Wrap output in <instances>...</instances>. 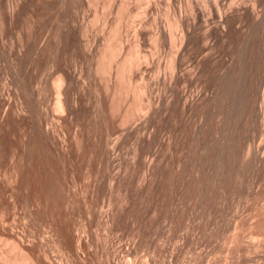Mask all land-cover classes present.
<instances>
[{
    "label": "rangeland",
    "instance_id": "1",
    "mask_svg": "<svg viewBox=\"0 0 264 264\" xmlns=\"http://www.w3.org/2000/svg\"><path fill=\"white\" fill-rule=\"evenodd\" d=\"M9 1L0 0V256L14 259L23 247L37 264L65 255L68 264H124L126 258L129 264H264V163L258 160L264 155L263 119L251 121L235 109L224 122L211 112L192 124L169 103L165 115L161 109L162 77L173 52L174 0H159L160 8H149L144 16L150 22L157 14L165 42H152L145 24L146 40L139 46L133 27L142 16L134 14L146 0L122 8L128 20L119 24L116 5L110 14L106 0ZM257 9L264 25V3ZM105 19H111V52L120 37L129 39L124 63L118 57L121 72L111 70V79L107 62L94 56L109 32ZM137 52L150 63L130 67ZM56 92L63 94L58 107L66 115L53 105ZM248 146L254 154L246 153ZM44 250L51 262L43 259Z\"/></svg>",
    "mask_w": 264,
    "mask_h": 264
},
{
    "label": "bare ground",
    "instance_id": "2",
    "mask_svg": "<svg viewBox=\"0 0 264 264\" xmlns=\"http://www.w3.org/2000/svg\"><path fill=\"white\" fill-rule=\"evenodd\" d=\"M9 1V0H8ZM21 1V0H19ZM53 1V0H52ZM54 1H59V0H54ZM109 4V13L111 14V5L114 7L116 5V16L115 17L117 20L114 21L115 24H119L122 23V21L126 22L128 20V18H125V11H127L128 9V5L131 3L132 1H139L142 3L143 0H117L114 3H111L112 1L115 0H106ZM145 1V0H144ZM159 0H146V5L143 9H141V11H139L138 13H135L134 16H142L141 20H139V22L136 24H134L133 27V32H134V37L133 38L134 42L136 40V45L138 44H143V42H145L146 38L145 36L142 34L143 33V27L145 28V24L149 25V35L148 36L149 39H153L155 43L160 41L161 42H165V33L163 31V28H161V25H159V21L157 22V14H155L156 16L153 15V17L151 18L150 22H147L146 20H144V16H146L147 14V10L149 8H156L158 7L157 4ZM167 1V0H166ZM10 2V1H9ZM8 2V4H9ZM13 2V1H12ZM11 2V3H12ZM22 2V1H21ZM66 2V1H65ZM94 2V1H93ZM97 2V1H96ZM95 2V4H96ZM161 2V1H160ZM170 2V0H169ZM40 3V2H39ZM103 4H105V1L103 0L102 2ZM262 3H264V0H174L172 8H173V13H174V22H173V27H174V35L171 36V34H173L172 32V28L171 30L168 32L169 40L171 39L170 44H172L173 46V52L172 55L170 57V60L166 66L167 68H165L168 70V73L165 72V74L162 77V74H158L157 75V79H161L162 77V83L164 85V94H166L165 90L169 89L170 90V98L167 100L168 97H161V93H160V103H161V109L165 115V113H167V109H168V103L171 105L172 111L175 113V115H177L180 119H186L187 121H189L190 123L192 122V124H194V119H198L199 122H202V120H206L207 118H209L208 116L210 115L211 112L217 113L220 121H226L231 117V114H234L233 111L239 110L240 113L242 115H244V117L247 119L249 118L251 121H256L258 120V118H262L264 121V107H262V101L264 100V25L261 24L260 21V16L259 15V11L257 9V7ZM13 4V5H12ZM11 4L12 8L14 7V5H16L14 2ZM18 4V2H17ZM92 4V3H90ZM160 4V3H159ZM171 4V3H170ZM169 4V5H170ZM99 5V4H98ZM139 5V4H138ZM168 5V6H169ZM200 5V7H199ZM94 6V5H93ZM105 6V5H104ZM10 7V6H9ZM107 7V6H106ZM105 7V8H106ZM11 8V7H10ZM9 8V10L11 11V9ZM104 8V9H105ZM124 9L125 11L122 12L121 9ZM160 8V7H158ZM15 8L12 9V11ZM16 9H17V5H16ZM99 9V8H98ZM169 9V8H168ZM84 10V8H83ZM158 10V9H156ZM8 11V10H7ZM9 11V14L11 13ZM105 11V10H104ZM138 11V10H137ZM261 11V9H260ZM16 12V10H15ZM85 12V10H84ZM83 12V13H84ZM153 12V11H152ZM108 13V15H110ZM158 13V12H157ZM13 14V13H12ZM130 14V12H129ZM14 15V14H13ZM95 15V14H94ZM151 15V14H150ZM159 15V14H158ZM166 15V14H165ZM170 15V13H169ZM11 16V14H10ZM84 16V14L82 15ZM97 16V13L96 15ZM139 16V18H140ZM2 17V16H1ZM79 17V16H78ZM85 17V16H84ZM83 17V18H84ZM107 17V16H106ZM111 17V16H110ZM264 17V16H263ZM82 18V19H83ZM96 18V17H95ZM94 18V20H95ZM109 18V16L107 17ZM131 18V17H130ZM138 18V17H137ZM138 18V19H139ZM149 18V17H148ZM86 19V18H85ZM85 19H83L85 21ZM68 20V19H67ZM114 20V19H113ZM136 20V19H135ZM2 21V20H1ZM90 21V19H89ZM133 21V20H132ZM145 21V22H144ZM168 21V20H167ZM3 22V21H2ZM82 22V21H81ZM117 22V23H116ZM129 22V21H128ZM161 23V22H160ZM1 24V23H0ZM11 24V22H10ZM83 24V23H82ZM81 24V25H82ZM172 24V23H171ZM4 27L5 24L3 23ZM170 25V24H169ZM168 25V26H169ZM2 26V25H1ZM11 26V25H10ZM93 26V25H92ZM105 26L106 28H109V32L108 35L101 37V42L100 45L102 46L99 51L97 50V53L94 54L95 59L98 63H105L107 62L106 70L105 72H108L110 75V79L111 77V70L115 71L117 73V76L120 74L119 72H121L120 68L123 67V65H121L122 67H120L119 65L122 64L120 63L121 61H118V57L121 56V54H123V50L124 47L126 46V44L129 43V39H126L120 37L117 40V44L118 47L116 49L115 52H111V19H105ZM104 26V27H105ZM120 26V25H119ZM172 26V25H170ZM3 27V26H2ZM89 25L87 26L88 29ZM123 27V26H122ZM69 28V26H68ZM107 28V29H108ZM165 28V27H164ZM93 29V28H92ZM118 29V28H117ZM128 29V28H127ZM132 29V28H131ZM166 29V28H165ZM164 29V30H165ZM147 30V29H146ZM167 30V29H166ZM165 30V32H167ZM3 31V30H1ZM87 31V30H86ZM89 32V30H88ZM87 32V33H88ZM92 32V31H91ZM94 32V31H93ZM104 32V31H103ZM102 32V34H103ZM20 33V32H18ZM90 33V32H89ZM97 33V32H96ZM95 33V34H96ZM48 34V33H47ZM105 34V33H104ZM167 34V33H166ZM2 35V32H1ZM21 36V34H19ZM89 35V34H86ZM98 35V34H97ZM10 37V36H9ZM82 37L84 38V36L82 35ZM89 37V36H88ZM95 37H97L95 35ZM19 39V37H17ZM87 38V37H86ZM85 38V39H86ZM12 39V38H11ZM16 39V38H15ZM23 39V38H22ZM55 39V38H54ZM3 40V39H2ZM21 40V39H20ZM40 40V39H39ZM90 40V38H89ZM103 40V41H102ZM116 40V39H115ZM152 40V42H153ZM7 41V40H5ZM14 41V40H13ZM19 41V40H18ZM61 41V40H60ZM96 41V38L95 40ZM12 42V41H11ZM20 42V41H19ZM89 42V41H88ZM91 42V41H90ZM6 43V42H5ZM21 43V42H20ZM23 43V42H22ZM36 43V42H35ZM40 43V42H39ZM96 43V42H94ZM133 43V42H132ZM8 44V43H7ZM88 44V43H87ZM135 44V43H134ZM159 44V46H160ZM19 45V44H18ZM24 45V43H23ZM45 45V44H44ZM86 45V43H85ZM9 46V45H8ZM11 46V45H10ZM15 46V44L13 45V47ZM43 46V45H42ZM41 46V47H42ZM94 46V44L92 45ZM139 46V45H138ZM158 46V44H157ZM89 47V46H88ZM91 47V46H90ZM100 47V46H99ZM98 47V48H99ZM149 47V46H148ZM161 47V46H160ZM164 47V46H163ZM12 48V46L10 47ZM21 48V47H20ZM86 48V47H85ZM2 49V48H1ZM5 49V48H4ZM14 49V48H13ZM40 49V48H39ZM92 49V47H91ZM114 49V48H113ZM138 49V48H136ZM159 49V48H158ZM165 49V48H164ZM20 51V49H18ZM24 50V49H23ZM87 50V49H86ZM160 50H162L160 48ZM166 50V49H165ZM39 51V50H38ZM77 51V50H76ZM96 51V50H95ZM136 51V50H135ZM141 51V50H140ZM158 51V50H157ZM12 52V50H11ZM112 53V56H111ZM130 53V52H129ZM141 53V52H140ZM152 53V52H151ZM164 53V52H163ZM21 54V51H20ZM168 54V53H167ZM171 54V53H170ZM136 55H139L138 52L136 53ZM153 56V55H152ZM119 57V58H120ZM149 56L147 55H142V56H136L134 61H131L132 63H130V67L133 66H142L141 63L146 64L147 61L150 63ZM167 57V56H166ZM93 58V57H92ZM120 58V59H121ZM126 58V56H125ZM134 58V57H133ZM153 58V57H152ZM122 58V62H123ZM169 59V58H168ZM154 60V58H153ZM152 60V62H154ZM161 61V60H160ZM130 62V61H129ZM54 63V62H53ZM124 63V62H123ZM148 63V65H150ZM159 63V62H158ZM88 64V63H87ZM152 64V63H151ZM155 64V63H154ZM128 65V64H127ZM158 65V64H157ZM54 66V65H53ZM75 66V65H73ZM100 66V65H99ZM98 66V68H99ZM105 66V65H104ZM147 66V65H146ZM160 66V65H158ZM157 66V69L159 68ZM77 67V66H76ZM81 67V66H80ZM120 67V68H119ZM152 67V65H151ZM156 67V66H155ZM161 67V66H160ZM97 68V67H96ZM103 68V67H102ZM119 68V69H118ZM138 68V67H137ZM142 68V67H141ZM77 69V68H76ZM132 68H130L129 70H131ZM134 69V68H133ZM53 70V69H52ZM75 70V69H74ZM162 70V69H161ZM81 71V70H80ZM91 71V70H90ZM89 71V72H90ZM103 71V70H102ZM125 71V70H124ZM133 71V70H132ZM146 71V70H145ZM46 72V71H45ZM100 72V69L99 71ZM96 72V73H97ZM114 72V74L116 75V73ZM129 72V71H128ZM131 72V71H130ZM157 72H160V68ZM3 73V72H2ZM50 73V72H49ZM88 73V72H87ZM94 73V72H93ZM133 73V72H132ZM161 73V72H160ZM62 75V73H60ZM59 74V75H60ZM103 74V73H102ZM113 74V75H114ZM130 74V73H129ZM156 74V73H155ZM75 75V74H74ZM81 75V73H80ZM78 75V76H80ZM89 75V74H88ZM105 75V73L103 74ZM102 75V76H103ZM114 75V76H115ZM126 75V74H125ZM132 75V74H130ZM98 76V75H97ZM101 76V75H100ZM117 76H115L117 78ZM150 76V75H149ZM59 78V76H57ZM82 78V76H80ZM79 77V78H80ZM105 77V76H104ZM133 78V76H131ZM152 77V74H151ZM63 78V75H62ZM65 78V77H64ZM102 78V77H101ZM123 78V77H122ZM130 78V76H129ZM6 79V78H5ZM55 78H53L54 80ZM61 79V77L59 78ZM68 85L71 82V77L67 76L66 77ZM84 79V78H83ZM82 79V80H83ZM92 79V77H91ZM154 79V78H153ZM156 79V78H155ZM52 80V82H54ZM57 80V79H56ZM108 80V79H106ZM85 81V80H84ZM101 81V80H100ZM153 81V80H152ZM160 81V80H159ZM66 82V81H65ZM64 82V83H65ZM87 82V81H86ZM85 82V83H86ZM107 82V81H106ZM47 83V82H46ZM58 85L62 84V80L57 82H54ZM103 83V82H102ZM160 82H158L159 84ZM55 84V85H56ZM82 84V83H81ZM137 84V83H136ZM141 84V83H140ZM155 84V82H154ZM54 85V86H55ZM56 85V86H57ZM153 85V84H152ZM156 85V84H155ZM37 86V85H36ZM62 86V85H61ZM63 86H65V84H63ZM70 86V85H69ZM81 86V85H80ZM131 86V85H130ZM129 86V87H130ZM147 86V84L145 85ZM151 86V85H150ZM162 86V85H161ZM60 87V85H59ZM83 87V86H82ZM107 87V86H106ZM144 87V86H143ZM148 87V86H147ZM152 87V86H151ZM155 86H153L154 88ZM163 87V86H162ZM58 89V93L62 92L63 87H61V90H59L60 88L56 87ZM111 88V87H110ZM151 88V89H153ZM84 89V88H83ZM148 89V88H146ZM44 90V89H43ZM56 91V89H54ZM96 90V89H95ZM159 90V88H158ZM162 90V89H161ZM263 92H262V91ZM27 91V90H26ZM51 91V90H50ZM110 91V89H109ZM116 91V90H115ZM144 91V90H143ZM167 91V90H166ZM260 91L263 93V96L261 95ZM85 92V91H84ZM106 92V91H105ZM142 92V91H140ZM152 92V90H151ZM162 92V91H161ZM9 93V92H8ZM53 93V91H52ZM107 93V92H106ZM150 93V91H149ZM154 93V92H153ZM143 94V93H142ZM146 94V93H144ZM151 94V93H150ZM149 94V96H150ZM9 95V94H8ZM60 95V94H59ZM57 95L56 92V107H58L61 103H64L63 101H61L63 98V94H61L60 96ZM130 95V94H129ZM135 95V94H134ZM140 95V94H139ZM147 95V94H146ZM263 97V99L261 98V96ZM57 96H59L58 98L60 100L57 99ZM77 96V94H76ZM96 96V95H95ZM137 96V95H136ZM141 96V95H140ZM159 96V94H158ZM19 97V96H18ZM130 97V96H129ZM152 95L150 96L151 99ZM100 98V96H99ZM147 98V97H146ZM144 99V98H143ZM149 99V103L152 104V102H150ZM58 100V101H57ZM140 99H138L139 101ZM11 101V100H10ZM41 101V100H40ZM51 101V100H50ZM61 101V103H59ZM76 101V100H75ZM152 101V100H151ZM143 102V101H142ZM141 102V103H142ZM155 102V101H154ZM77 103V102H76ZM102 103V102H101ZM144 103V102H143ZM159 103V102H158ZM264 103V102H263ZM51 104V103H50ZM149 104V108H151ZM40 105V104H39ZM64 105V104H62ZM89 105V104H88ZM130 105V104H129ZM132 105V104H131ZM137 105V104H136ZM21 106V105H20ZM51 106V105H50ZM61 106V105H60ZM100 106V105H99ZM142 106V105H140ZM146 106V104L144 105ZM158 106V105H157ZM156 106V107H157ZM54 107V106H53ZM102 107V106H101ZM148 107V106H147ZM155 107V108H156ZM60 108V107H58ZM62 108V109H61ZM60 109L62 110L61 112H63L65 115L66 113L65 108L61 107ZM64 108V109H63ZM36 109V108H35ZM55 109V108H54ZM69 109V108H68ZM145 109V108H144ZM31 110V109H30ZM64 110V111H63ZM146 110V111H147ZM48 111V110H47ZM145 111V113H146ZM54 111H52L53 113ZM55 112L57 113V111L55 110ZM58 112H60L58 110ZM105 112V111H104ZM139 112V111H138ZM143 112V111H141ZM148 112H150L148 110ZM147 112V113H148ZM152 112V111H151ZM47 113V112H46ZM45 113V114H46ZM49 113V112H48ZM47 113V114H48ZM62 113V114H63ZM140 113V112H139ZM144 113V114H145ZM145 114V116H147L148 114ZM58 114V113H57ZM63 114V115H64ZM105 114V113H104ZM53 115V114H52ZM136 115V114H135ZM36 116V115H35ZM132 116V115H131ZM134 116V115H133ZM144 116V115H143ZM239 116V114H238ZM240 117V116H239ZM48 118V117H47ZM72 118V117H71ZM126 118V117H125ZM218 118V119H219ZM53 119V118H52ZM145 119V118H143ZM239 119V118H238ZM231 120V119H230ZM237 120V119H236ZM47 121V120H46ZM53 121V120H52ZM144 121V120H143ZM197 121V122H198ZM219 121V120H218ZM219 121V122H220ZM240 121V120H238ZM236 121V122H238ZM262 121V120H261ZM127 122V121H126ZM146 122V121H145ZM196 122V120H195ZM196 122V123H197ZM198 122V123H199ZM241 122V121H240ZM239 122V123H240ZM59 123V122H58ZM195 123V124H196ZM204 123V122H203ZM206 123V122H205ZM230 123V122H229ZM249 123V122H248ZM261 123V122H260ZM40 124V123H39ZM137 124V123H136ZM139 124V123H138ZM147 123H145L146 125ZM200 124V123H199ZM207 124V123H206ZM238 124V123H237ZM264 124V123H263ZM127 125V124H126ZM198 125V124H197ZM243 125V123H242ZM245 125V124H244ZM252 125V124H251ZM257 125V124H256ZM261 125V124H260ZM49 126V125H48ZM253 126V125H252ZM264 127V125H261V127ZM57 127V125H56ZM77 127V126H76ZM136 127V126H134ZM153 127V126H152ZM236 128V127H235ZM108 129V128H107ZM225 129V128H224ZM243 129V127H242ZM56 130V129H55ZM200 130V127H199ZM198 130V131H199ZM216 130V129H215ZM138 131V130H137ZM237 131V130H236ZM260 131V130H259ZM54 132V131H53ZM75 132V131H74ZM139 132V131H138ZM244 132V131H243ZM262 132V131H261ZM77 133V132H76ZM145 133V132H144ZM125 134V133H124ZM123 134V135H124ZM224 134V133H223ZM77 134H75L76 136ZM119 135V134H118ZM117 135V136H118ZM150 135V132H149ZM27 136V135H26ZM111 136V134H110ZM145 136V135H144ZM122 137V136H121ZM172 137V136H171ZM229 137V136H228ZM96 138V137H95ZM170 138V137H169ZM196 138V137H195ZM79 139V138H78ZM108 139V138H107ZM150 139V137H149ZM165 139V138H164ZM163 139V140H164ZM223 139V138H222ZM169 140V139H168ZM62 141V140H61ZM120 141V140H119ZM77 142V140H76ZM176 142V141H175ZM174 142V143H175ZM200 142V141H199ZM227 142V141H226ZM238 142V141H237ZM236 142V143H237ZM65 143V142H64ZM109 143V142H108ZM192 143V142H191ZM103 144V143H102ZM115 144V143H114ZM260 144V143H259ZM55 145V144H54ZM134 145V144H133ZM156 145V144H155ZM170 145V143H169ZM168 145V146H169ZM201 145V144H200ZM199 145V146H200ZM227 145V144H226ZM253 145V144H252ZM255 145V144H254ZM197 146V145H196ZM213 146V145H212ZM234 146V145H233ZM258 145V149H259ZM67 147V146H66ZM112 147V146H110ZM206 147V146H205ZM256 147V146H255ZM254 147V148H255ZM211 148V147H210ZM253 148V149H254ZM112 149V148H111ZM169 149V148H168ZM204 149V148H203ZM238 149V148H237ZM252 149L250 146H248L246 153L248 154H252L250 153V150ZM110 150V148H109ZM137 150V149H136ZM156 150V149H155ZM201 150V149H200ZM228 150V149H227ZM250 150V151H249ZM202 151V150H201ZM200 151V152H201ZM224 151V150H223ZM226 151V150H225ZM231 151V150H230ZM248 151V152H247ZM264 151V150H263ZM260 152V151H258ZM135 153V152H134ZM192 153V152H191ZM219 153V152H218ZM228 153V152H227ZM257 153V152H256ZM264 153V152H263ZM224 154V153H223ZM237 154V153H236ZM254 154V153H253ZM148 155V154H147ZM226 156V155H225ZM224 156V157H225ZM236 156V155H235ZM256 156V155H255ZM149 157V156H148ZM217 157V156H216ZM152 158V157H151ZM155 157H153L154 159ZM254 158V157H253ZM152 159V160H153ZM161 159V158H160ZM102 160V159H101ZM109 160V159H108ZM234 160V159H233ZM254 160V159H253ZM259 163L260 161L264 163V155H259L258 157ZM145 161V159H144ZM151 161V160H150ZM225 161V160H223ZM109 162V161H108ZM152 162V161H151ZM150 162V164H151ZM220 163V161H219ZM223 163V162H222ZM110 164V163H109ZM221 164V163H220ZM180 166V165H179ZM221 166V165H220ZM149 167V166H148ZM220 168V167H219ZM223 168H224V164H223ZM222 168V169H223ZM221 169V168H220ZM210 171V170H209ZM221 171V170H220ZM117 172V170H116ZM205 172V171H204ZM74 174V173H73ZM109 178V177H108ZM97 179V178H96ZM110 179V178H109ZM108 179V180H109ZM84 181V180H83ZM111 181V180H109ZM110 183V182H109ZM110 186V184H109ZM108 186V187H109ZM111 187V186H110ZM109 187V188H110ZM31 210V209H30ZM98 210V208H97ZM102 211V209H101ZM261 212V211H260ZM103 213V212H101ZM229 213V212H228ZM89 214V213H88ZM91 214V213H90ZM89 214V216H91ZM95 214V213H94ZM102 216V214H101ZM100 216V217H101ZM231 217V216H230ZM103 218V217H102ZM90 219V218H89ZM228 219V218H227ZM81 220V219H80ZM102 220V219H101ZM230 220V219H229ZM83 221V220H81ZM228 221V220H227ZM226 221V223H227ZM99 222V219H98ZM44 223V222H43ZM100 223V222H99ZM230 223V222H229ZM239 223V222H238ZM85 224V223H84ZM86 225V224H85ZM84 225V226H85ZM236 224H234L235 226ZM47 226V225H46ZM73 226V225H72ZM92 227V226H91ZM257 227V226H256ZM83 228V227H82ZM97 231L99 230L98 227ZM95 228V229H96ZM234 228V227H233ZM237 228V227H235ZM234 228V230H235ZM46 229V228H45ZM84 229V228H83ZM87 229V227H86ZM94 229V230H95ZM51 230V229H49ZM54 230V229H52ZM51 230V231H52ZM81 230V229H80ZM88 230V229H87ZM233 230V231H234ZM39 231V230H38ZM47 231V230H46ZM78 231V230H77ZM86 232V231H85ZM90 232V231H89ZM235 232V231H234ZM44 233V232H43ZM42 233V234H43ZM49 233V232H48ZM99 233V232H97ZM233 233V232H232ZM236 233V232H235ZM32 234V233H31ZM45 234V233H44ZM54 235V233H51ZM50 234V236H51ZM79 234V231L78 233ZM84 234V233H83ZM86 234V233H85ZM76 235V234H75ZM99 234H97L98 236ZM40 236V234H39ZM49 236V235H48ZM78 236V235H77ZM89 236V233H88ZM87 236V238H88ZM96 236V237H97ZM237 236V235H236ZM234 237V234H233ZM232 237V238H233ZM263 237V236H262ZM35 238V236H34ZM43 238V237H42ZM46 238V237H45ZM49 238V237H48ZM85 238V237H84ZM235 238V237H234ZM232 239L235 240V239ZM255 238V237H254ZM261 238V237H260ZM259 238V239H260ZM54 239V238H53ZM75 239V238H74ZM77 239V238H76ZM82 239V238H81ZM80 239V240H81ZM89 239H87V241L89 242ZM95 239V238H94ZM50 240V238H49ZM78 240V239H77ZM98 240V238H97ZM257 239L255 238L254 241H256ZM261 240V239H260ZM259 240V241H260ZM43 241V240H42ZM53 241V240H52ZM264 241V240H263ZM40 242V241H39ZM45 242V241H44ZM37 243V240H36ZM46 243V242H45ZM58 243V241H57ZM56 243V244H57ZM81 241L79 242L80 245ZM98 243V242H97ZM236 243V241H235ZM255 243V242H254ZM256 243H258L256 241ZM43 244V243H42ZM55 244V243H54ZM59 244V243H58ZM231 244V243H230ZM229 244V245H230ZM253 244V243H251ZM78 245V244H77ZM78 245V246H79ZM98 245V244H97ZM108 245V244H107ZM254 245V244H253ZM256 245V244H255ZM259 245L260 242H259ZM258 245V246H259ZM27 246V245H26ZM45 246V245H44ZM62 246V245H61ZM81 246V245H80ZM92 246V244H91ZM232 246V245H230ZM21 247V245H20ZM53 247V246H52ZM51 247V248H52ZM93 247V246H92ZM99 247V246H98ZM108 247V246H106ZM257 247V246H256ZM17 248V247H16ZM66 248V247H65ZM109 248V247H108ZM111 248V247H110ZM122 248V247H121ZM120 248V249H121ZM133 248V247H132ZM230 248V247H229ZM240 248V247H239ZM238 248V249H239ZM261 248V247H260ZM26 249V248H25ZM23 247L20 248L19 252L16 255V257L14 256V259L11 257H9L10 259H8V255L7 256H0V264H37L36 261L34 259H32V256H29L30 254L27 253V251L25 250ZM41 249V247H40ZM44 249V248H43ZM81 249V248H80ZM92 248H90L91 250ZM97 249V248H96ZM129 249V248H128ZM17 250V249H16ZM19 250V248H18ZM79 250V248H78ZM93 250V249H92ZM98 250V249H97ZM105 250V249H104ZM107 250V249H106ZM115 250V249H114ZM127 250V247L125 249V251ZM179 250V249H178ZM246 250V249H245ZM261 250V249H260ZM259 250V251H260ZM68 251V250H67ZM77 251V250H76ZM82 251V250H81ZM119 251V250H118ZM131 251V249H130ZM45 252V250H44ZM47 252V251H46ZM45 252V254L43 255V259L45 261L51 262L49 255ZM80 252V251H79ZM84 253V251H82ZM106 252V251H105ZM120 252V251H119ZM118 252V255H120ZM129 252V251H128ZM53 253V251L51 252ZM63 253V252H62ZM107 253V252H106ZM123 253V252H122ZM240 253V252H239ZM4 254V253H3ZM34 254V253H33ZM43 254V253H42ZM55 254V250L54 253ZM71 254V253H70ZM112 254V253H111ZM117 253L115 252V255ZM125 254V253H124ZM130 254V253H129ZM245 254V253H244ZM1 255V254H0ZM6 255V254H4ZM51 255V254H50ZM58 255V254H57ZM62 255V254H60ZM65 255V252H64ZM84 255V254H83ZM107 255V254H106ZM109 255V254H108ZM122 255V254H121ZM127 255V254H125ZM174 255V254H173ZM70 256V255H69ZM132 256V255H131ZM240 256V255H239ZM250 256V255H249ZM248 256V257H249ZM255 256V255H254ZM65 257H67L65 255ZM61 256L58 260L57 257V261L55 262H51V264H68L69 262H67L68 260ZM77 257V256H76ZM80 257V255H79ZM105 257V256H104ZM117 257V256H115ZM122 257H124V255H122ZM127 257V256H126ZM174 257V256H172ZM171 257V259H172ZM227 257V256H226ZM246 257V256H245ZM256 257V256H255ZM39 258V256H38ZM37 258V260H38ZM56 258V257H55ZM109 257H107L106 260H108ZM118 258V257H117ZM125 258V257H124ZM70 259V258H69ZM75 259V258H74ZM83 259V258H82ZM114 259V258H113ZM121 259V258H120ZM117 259L116 263L118 262ZM127 259V258H126ZM125 259V263H127L126 261H128V259ZM257 259V257H256ZM255 259V260H256ZM40 260V259H39ZM124 260V259H123ZM71 261V260H70ZM76 261V259H75ZM110 261V258L109 260ZM115 261V260H114ZM121 261V260H120ZM228 261V259H227ZM250 261V260H249ZM87 262V261H86ZM107 262V261H105ZM130 260L128 261L129 264ZM169 262V261H168ZM243 262V261H242ZM110 263V262H108ZM123 263V262H122ZM124 263V264H125ZM249 263V262H248ZM254 263V262H253ZM72 264V263H71ZM74 264V263H73ZM105 264V263H104ZM111 264V263H110ZM114 264V263H113ZM118 264V263H117ZM120 264V263H119ZM132 264V263H130ZM252 264V263H251ZM256 264V263H255Z\"/></svg>",
    "mask_w": 264,
    "mask_h": 264
}]
</instances>
